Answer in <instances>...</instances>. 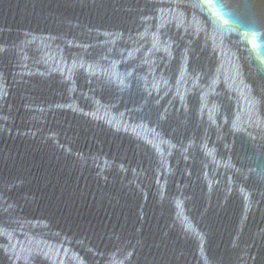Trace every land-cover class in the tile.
I'll return each instance as SVG.
<instances>
[{"label": "water", "instance_id": "obj_1", "mask_svg": "<svg viewBox=\"0 0 264 264\" xmlns=\"http://www.w3.org/2000/svg\"><path fill=\"white\" fill-rule=\"evenodd\" d=\"M0 264H264V0H0Z\"/></svg>", "mask_w": 264, "mask_h": 264}]
</instances>
